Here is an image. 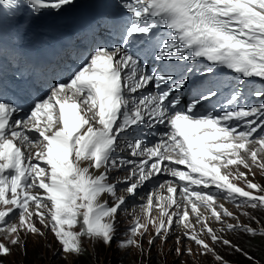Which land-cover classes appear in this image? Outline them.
Listing matches in <instances>:
<instances>
[{
	"label": "snow or ice",
	"instance_id": "snow-or-ice-1",
	"mask_svg": "<svg viewBox=\"0 0 264 264\" xmlns=\"http://www.w3.org/2000/svg\"><path fill=\"white\" fill-rule=\"evenodd\" d=\"M0 7L32 21L60 16L77 0H0ZM81 27L95 38L70 70L49 71L0 47V60L11 55L27 66L10 81L0 72V264L13 248L26 255L27 238L49 231L60 245L53 255L80 264L84 241L110 248L120 210L154 182L118 249L135 247L142 257L145 236L150 253L179 229L176 257L194 258L181 264H227L218 244L251 259L225 233L264 241V226H251L259 223L251 213L264 211V185L253 182L257 171L264 175V0H115ZM149 56L162 67L150 69ZM225 70L234 77L226 96L212 78ZM33 73L47 95L27 105L9 98L30 94ZM193 76L202 83L185 99ZM253 78L261 86L246 94ZM248 97L260 102L242 103ZM185 239L196 248H185Z\"/></svg>",
	"mask_w": 264,
	"mask_h": 264
},
{
	"label": "rangeland",
	"instance_id": "rangeland-1",
	"mask_svg": "<svg viewBox=\"0 0 264 264\" xmlns=\"http://www.w3.org/2000/svg\"><path fill=\"white\" fill-rule=\"evenodd\" d=\"M243 170V169H241ZM125 173L123 171H119L113 175V178L116 176H123ZM164 179V178H163ZM253 182H258L261 185H264V175L260 174L257 171L256 177ZM158 185V182H154L153 184H148L145 187L141 188L142 192L144 191V196L141 199L133 200L129 199L128 204L125 209L120 210V215L118 217V231L116 233L115 240L112 243V246L105 247L102 243L97 242L95 245V250H93V244L90 241L85 240L84 245L87 251L84 253V256L89 257L93 264H132L133 261L136 264H181V261L186 259H194L189 258L187 256L177 258L175 254V248L178 246L175 241L177 236L179 235L180 230L176 229L172 235L169 236L167 243H162L160 239H156L154 245L151 248V252H148V236L144 237V253L141 257L139 253V249L133 247L127 253L123 250L117 248V242L125 236V231L128 226L133 222L134 216H143L140 205L146 203L147 194L151 191V189ZM120 188H123V185H120ZM158 188V186H157ZM123 194L118 190V195ZM109 203L112 201L110 198L106 197ZM225 204V207L229 208L230 211H236L235 207L228 205L225 201L222 200ZM154 216L158 214V209H153ZM252 216L256 217V220L259 223H251V226L256 227L258 230L261 226H264V211H254L251 213ZM239 219L244 223H250L249 218L244 215H240ZM14 222V221H13ZM229 222L234 223L235 221L229 220ZM215 228H219L220 225L214 223L212 225ZM74 230H79V226H76ZM149 234H151V229L149 230ZM225 238H230L234 242V244L242 247L246 252H248L249 256L252 250L250 247V238L248 235H241L239 231L235 233H225ZM258 241H262L261 239H256ZM27 254H24L22 248H13L12 256L8 257V261H15L17 264H70L71 257H69V261H64L60 258V255H53V253H58L60 245L54 239L52 233L49 231L46 233L44 237L31 235L27 238ZM264 242V241H262ZM185 248L191 246L193 249L196 248L194 244H192L189 240L185 239L183 241ZM217 251L221 253L227 264H239L242 263V259H247L240 252H236L233 249L225 247L223 245H216ZM171 249V251H170ZM250 256V257H251ZM82 257L80 258V263L82 262ZM252 262L254 261L251 257ZM6 261V264H8ZM240 261V262H239ZM199 264V261H197ZM211 264V261H209Z\"/></svg>",
	"mask_w": 264,
	"mask_h": 264
},
{
	"label": "trees",
	"instance_id": "trees-1",
	"mask_svg": "<svg viewBox=\"0 0 264 264\" xmlns=\"http://www.w3.org/2000/svg\"><path fill=\"white\" fill-rule=\"evenodd\" d=\"M264 224V223H263ZM256 239H260L259 237L253 238L250 240V250L252 254L253 262L248 259H242V263L239 264H264V242L258 241ZM82 262L80 264H93L89 257L82 256ZM240 262V261H239Z\"/></svg>",
	"mask_w": 264,
	"mask_h": 264
},
{
	"label": "bare ground",
	"instance_id": "bare-ground-1",
	"mask_svg": "<svg viewBox=\"0 0 264 264\" xmlns=\"http://www.w3.org/2000/svg\"><path fill=\"white\" fill-rule=\"evenodd\" d=\"M84 31H85V33L87 34L88 33V31L87 30H85L84 29ZM86 48H87V46H86ZM69 57V56H68ZM72 56H70V58H71ZM224 95V94H223ZM220 98H223V96H221ZM183 167V166H182ZM164 179H170L169 177H164ZM162 193L164 194V195H167V191H166V189H164V190H162Z\"/></svg>",
	"mask_w": 264,
	"mask_h": 264
},
{
	"label": "clouds",
	"instance_id": "clouds-1",
	"mask_svg": "<svg viewBox=\"0 0 264 264\" xmlns=\"http://www.w3.org/2000/svg\"><path fill=\"white\" fill-rule=\"evenodd\" d=\"M256 177V176H255ZM250 179H251V177H249ZM238 184H239V186H241V187H244V185L242 184V183H239V182H237ZM258 183V182H257ZM247 190V189H246ZM222 198H221V201L220 202H222ZM227 203V202H226ZM228 205H231V206H233L234 207V205L233 204H231V203H227Z\"/></svg>",
	"mask_w": 264,
	"mask_h": 264
}]
</instances>
